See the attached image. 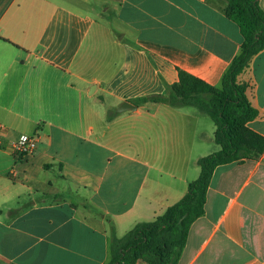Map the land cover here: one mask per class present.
Here are the masks:
<instances>
[{"label": "crops", "instance_id": "obj_1", "mask_svg": "<svg viewBox=\"0 0 264 264\" xmlns=\"http://www.w3.org/2000/svg\"><path fill=\"white\" fill-rule=\"evenodd\" d=\"M225 6L0 0V264H107L111 227L121 238L184 196L220 149L214 124L194 106L134 101L167 95L178 69L221 87L242 42ZM238 81L264 136V50ZM36 131L35 153L15 157ZM178 264H264V155L215 169Z\"/></svg>", "mask_w": 264, "mask_h": 264}, {"label": "trees", "instance_id": "obj_2", "mask_svg": "<svg viewBox=\"0 0 264 264\" xmlns=\"http://www.w3.org/2000/svg\"><path fill=\"white\" fill-rule=\"evenodd\" d=\"M226 17L239 29L242 42L215 88L185 71H178V81L167 95L136 99L138 105L164 103L171 106H194L204 112L215 126L214 142L220 149L200 158V173L190 182L184 196L153 221L135 225L117 238L111 227L110 260L107 264H178L192 223L204 214L207 189L218 166L258 160L264 155V136L247 124L258 117L248 97V84L238 77L252 58L264 50V11L259 0H226Z\"/></svg>", "mask_w": 264, "mask_h": 264}, {"label": "built area", "instance_id": "obj_3", "mask_svg": "<svg viewBox=\"0 0 264 264\" xmlns=\"http://www.w3.org/2000/svg\"><path fill=\"white\" fill-rule=\"evenodd\" d=\"M44 141V137L40 131L33 135L23 136L18 141L11 144V151L15 157L30 156L35 153L40 143Z\"/></svg>", "mask_w": 264, "mask_h": 264}, {"label": "water", "instance_id": "obj_4", "mask_svg": "<svg viewBox=\"0 0 264 264\" xmlns=\"http://www.w3.org/2000/svg\"><path fill=\"white\" fill-rule=\"evenodd\" d=\"M135 106H133L132 104L128 103V102H123L120 106H119V109L118 111L119 112H124V111H127V110H135Z\"/></svg>", "mask_w": 264, "mask_h": 264}, {"label": "rangeland", "instance_id": "obj_5", "mask_svg": "<svg viewBox=\"0 0 264 264\" xmlns=\"http://www.w3.org/2000/svg\"><path fill=\"white\" fill-rule=\"evenodd\" d=\"M202 115V117H203V119H204V121L206 122V123H208V124H211V125H213V123H212V121L210 120V118L206 115V114H201ZM37 132V131H36ZM198 172H199V167L197 168V174H198ZM197 176V175H196ZM199 176V175H198ZM196 178V177H195Z\"/></svg>", "mask_w": 264, "mask_h": 264}]
</instances>
